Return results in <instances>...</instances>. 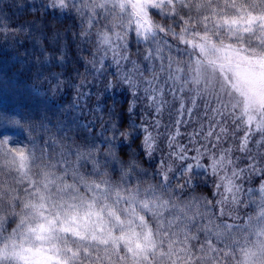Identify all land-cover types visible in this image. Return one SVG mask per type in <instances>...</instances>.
<instances>
[{"label":"snow or ice","instance_id":"obj_1","mask_svg":"<svg viewBox=\"0 0 264 264\" xmlns=\"http://www.w3.org/2000/svg\"><path fill=\"white\" fill-rule=\"evenodd\" d=\"M42 8L74 9L81 40L95 29L91 71L77 73L79 83L44 76L42 66H64L65 49L54 57L37 40L36 76L52 93L40 110L26 101L46 96L42 85L0 71V264H264V0H46ZM40 24L59 45L64 33ZM130 33L144 46L137 59ZM169 38L183 45L177 55ZM93 73L111 79L84 123L80 104L93 93L82 89ZM69 86L76 95L61 107L56 97ZM119 89L132 96L129 114L142 98L158 116L174 111V122L164 132L161 119L126 124L108 96ZM25 131L28 143L18 138ZM141 135L142 153L131 148ZM165 138L153 183L139 161L154 162ZM208 175L220 199L183 198ZM252 177L262 182L245 189Z\"/></svg>","mask_w":264,"mask_h":264},{"label":"trees","instance_id":"obj_2","mask_svg":"<svg viewBox=\"0 0 264 264\" xmlns=\"http://www.w3.org/2000/svg\"><path fill=\"white\" fill-rule=\"evenodd\" d=\"M46 3V0H2L0 3V27H4L7 29L6 32H0V71L7 72L9 75H17L18 78L23 80L26 85H42V90L47 92V95L38 98L37 101H26L30 103L31 106L37 110L42 108V105L38 103L39 100H46L48 96H51L52 93L48 91L50 85L46 82H43L42 78H38L36 76V69L41 68L40 65L35 64V60L37 56H39L40 49L37 46V40H42L44 47L47 51L51 52L54 57H59L61 52L59 48L61 46L64 47L65 52L64 55L66 57V63L63 67L55 60L52 63L42 66L41 70L44 76H48L49 73H60L61 79H65L66 81H71L72 83H79L81 79L80 75L77 73L85 74L86 69L90 72L91 65H86L85 60L91 59L92 52L94 50L95 45V29H93V33L88 40H81L80 32L82 30V22L81 17L78 16L74 9L61 12L59 9L53 11L52 9H43L42 5ZM35 5L38 11H32L31 6ZM19 5H24L23 8L19 7ZM43 12V15L41 14ZM40 21H43L45 24H51L55 28L59 29L62 33H64L63 38L60 41L59 45L53 46L49 43L51 39V31H47L44 37L41 36V33L45 31V29L41 26ZM35 22V23H33ZM86 27V24L83 25ZM18 29H27V31ZM174 45L173 47V55L178 54L177 47L178 42L171 41ZM129 53L132 55L133 59H137L136 56L137 49H143V45H138L136 38L132 35L129 38ZM17 57L28 59L31 58L32 63L30 65H22L20 60L16 59ZM109 62H106V67ZM17 69H20L17 72ZM111 72V68L108 69ZM89 81L92 82V87H85L83 91H90L93 93L91 99L88 101H81L80 107L83 110V116H81V120L84 123H87L88 120L93 118V113L90 111V108L94 107V103L96 100V95L102 93V89L105 83H107V79H111V76L108 75L107 79L104 77H97L95 74L87 75L86 77ZM76 95V89L69 86L63 89L62 94L57 95L56 100L59 106L63 107L67 104H70L73 101V98ZM109 97L115 98V102L117 104L118 111L121 112V116L124 122L130 123L131 121H135L137 124L141 123V117H146L148 121H152L155 117L152 113L151 108L147 107V110L142 108L141 106L136 107L132 114L127 112V106L129 101L132 100V96L129 92L119 89L116 93H113L111 90L108 93ZM103 98V97H102ZM107 104L112 103V99H108L106 101ZM140 108V111L138 110ZM187 119V117H184ZM60 119H63V116H60ZM156 119H159L158 117ZM53 124L56 123L57 117L52 116ZM172 119H166L162 121V126L159 131L164 132L165 126L168 125ZM168 121V122H167ZM174 122V121H173ZM100 124L97 123L96 130L99 131ZM191 128L182 125V131H189ZM36 132L32 133L33 137L36 136ZM52 135H56L55 128L52 130ZM109 134L105 133V136ZM22 140L23 143H28L27 132L25 131L23 135L18 137ZM142 140V135L140 139H137L135 142L131 143V148L137 150L138 152H143L142 148H137V145L140 144ZM42 143V141H41ZM99 143V141H97ZM227 145V144H226ZM225 145V146H226ZM124 152H128L129 148L127 144L122 146ZM168 149L166 147V138L160 143V150L157 151L155 161L149 162L147 157L142 156L141 166L148 169L149 176L145 177V179L152 180L151 173L156 166V163L159 162L161 156L167 153ZM259 177H254V181H258ZM175 183V181H173ZM214 189V177L201 176L197 178L196 186L193 190H186V196L194 194L207 197L209 199L216 200V196H212V192ZM184 196V197H186ZM183 197V198H184ZM247 215L251 214L254 209L249 206L245 208ZM15 226V221L6 225L8 231H11V228ZM7 233H5L6 235Z\"/></svg>","mask_w":264,"mask_h":264},{"label":"rangeland","instance_id":"obj_3","mask_svg":"<svg viewBox=\"0 0 264 264\" xmlns=\"http://www.w3.org/2000/svg\"><path fill=\"white\" fill-rule=\"evenodd\" d=\"M134 36L135 37V34L134 33H130V36ZM130 36H129V38H130ZM177 45H178V43H176ZM179 47H182L183 48V45H179ZM185 56L187 55L186 53L184 54ZM106 62H109L110 63V60L109 61H106ZM112 70V69H111ZM140 96L141 97H143V93L141 92L140 93ZM168 99H171V96L169 95L168 96ZM136 103H137V107L139 106H141L142 108H144L145 110H147V107H148V101L146 100V99H142V98H137V101H136ZM176 107L178 108L179 107V105H178V103L176 104ZM152 109V108H151ZM138 110L140 111V108H138ZM153 110V109H152ZM151 114H153L154 115V117L155 118H159V119H163V121L164 120H166V119H172V120H170V122H168V125L169 124H172L173 123V121L175 120V118H176V113L173 111V112H169V111H165L164 113H163V115L162 116H158L156 113H155V111L153 110L152 111V113ZM185 117H187V116H185ZM189 131H191V129L189 130ZM109 135H111V133L109 132V134H107L106 136H109ZM239 135H243V132L241 131V132H239V134H238V136ZM258 138V137H257ZM236 142L238 143V137H237V140H236ZM229 143H231V141H229ZM228 145H226L225 147H227ZM235 155L236 156H240L241 155V153H239L238 151H236V153H235ZM238 163H239V166L240 167H244V164L246 163V161H238ZM202 171V170H201ZM253 178L254 177H252L250 180L249 179H245L244 181H242V183H243V186H244V188L245 189H248V188H253V189H257L258 187H259V185H260V183L262 182V178L261 179H259L257 182L256 181H254L253 180ZM155 181H153V183H154ZM215 183H216V178L214 177V185H215ZM221 191V193L223 192V189H221L220 190ZM192 196H195L194 194H192V195H187L186 197H184V199H188V198H191ZM196 196H200V195H196ZM216 199H220V196H216ZM251 207H253V209H254V211L251 213V214H254L255 213V206L254 205H252ZM239 214H240V216L243 218L244 216H246L247 215V212H246V210H245V208L242 206L241 207V209H240V212H239Z\"/></svg>","mask_w":264,"mask_h":264}]
</instances>
